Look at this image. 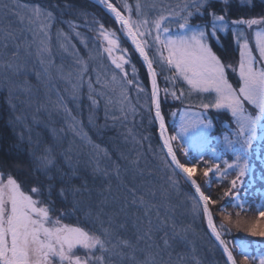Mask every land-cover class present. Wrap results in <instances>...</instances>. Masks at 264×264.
I'll use <instances>...</instances> for the list:
<instances>
[{"label":"snow or ice","instance_id":"1","mask_svg":"<svg viewBox=\"0 0 264 264\" xmlns=\"http://www.w3.org/2000/svg\"><path fill=\"white\" fill-rule=\"evenodd\" d=\"M222 2L225 7L221 9L222 14H218L212 0H182L175 8L165 5L164 0H136L134 6L124 0L122 8L126 10L125 14L112 0H99V4L114 15L115 22L131 39L151 77L150 104L146 103L145 107L151 113L154 106V119L159 121L160 137L163 139L162 150L166 149L160 159L163 170L170 172H166L164 183L157 186L148 179L152 173L146 166H141L142 152H138L133 159L119 153L117 161H122L123 166L113 161L110 168H101V157H111L107 149L97 144L85 131V122L79 118L85 85L89 101L87 123L98 137L109 127V106L119 104V112L124 119L128 112L135 114L136 109L129 103L128 86L135 84L138 91H145L136 82L134 66L133 79L127 78L129 73L125 65L130 63V59L126 55L127 49L121 47L116 31L107 28L95 17L86 21L84 26L95 31L96 42H103L102 47L90 48L89 40L77 31L81 25L73 19H64L65 16L84 19L90 15L75 3L0 0V90L7 91L11 123L27 130L30 144L42 143L39 133L37 141L32 140V128L25 123L27 117L17 115V103L28 106L34 103L37 115L32 116V123L40 124L38 114L42 113L53 125L49 128L53 143L43 147L39 155L36 151L30 153L33 171L42 175L45 182L37 181L25 189L14 176L0 171V264H184V255L177 252L174 261L173 252L188 240L192 229L190 225H178L170 215L174 213L170 201L173 193H179L181 176L197 194L190 197L193 214L206 217L211 234L223 246V253L226 254L224 264H238L233 249L221 238L222 230L230 233V229L224 222L217 226L211 206L216 205L219 199L227 198L222 211L229 206L245 207L246 201L240 198V193L252 182L244 178L254 170L249 162L253 142L258 138L264 140V136L257 135L258 129H264V15L229 21L226 19L228 0ZM248 2L251 3V0ZM133 8L137 18H133ZM152 10H157V14L149 18L148 13ZM204 14L211 17L209 25L192 22ZM13 18L19 28L12 26ZM173 23L175 31L171 27ZM61 24L67 26V32L57 27ZM230 24L246 25L249 29L261 26L254 31V46L259 52V60L253 55L245 32L231 29L235 33L240 57L235 85L230 82L228 72L229 69L233 72L237 69L217 55L212 43L213 39L220 41L218 33L228 32ZM74 37L84 47L83 55L73 43ZM54 47L63 54L59 56V64ZM149 50L152 51L151 56ZM65 56L73 61V67L67 71L63 65ZM103 58L111 61L119 75L115 70L109 73L99 63ZM91 61L97 62L94 68H90ZM154 65L172 74L165 76V81L173 84L182 81L188 86L187 93L183 88H165V98L171 95L173 99L180 100L193 93L210 97L207 101L202 99L197 105L202 111L185 109L175 135L167 132ZM29 77L34 78L36 84ZM57 80L66 85L63 90L56 86ZM94 84L100 85V90ZM41 88L45 91L43 101L38 96ZM22 96L24 100L20 99ZM113 96H116L115 100ZM101 99L105 105L103 125L97 123L95 114ZM70 103L78 110L77 115H73ZM211 109L228 110L236 125L231 134L223 135L222 140L217 139L216 147H210L209 132L213 123L206 113ZM56 116L61 117L62 126L59 128L54 126ZM111 119L118 117L113 115ZM69 135L72 137L69 146L58 153ZM18 138L23 141L25 136L20 133ZM132 139L141 144L147 137L137 139L133 135ZM76 140L81 149L89 151L74 153ZM177 140L182 142L181 149L185 155L190 149H196L201 160L204 149L210 150L213 159L205 161L207 166L202 172L205 178L218 174L221 180H225L234 175L222 197L214 199L201 189L193 178L198 165L181 163L173 148V142ZM221 152H231L233 161L230 163L223 159ZM58 155L67 165V171L59 167ZM83 155L94 162V174L99 173L108 179L99 193L102 199L98 203L91 200L92 192L86 182L80 186L73 183L80 178L77 163ZM74 158L77 163H73ZM112 179L116 181L115 191ZM54 195L67 207L58 209ZM164 210L168 214L162 216ZM77 213H82L86 220H94L99 227L86 228L64 223L65 219L75 217ZM257 215L259 220H264V204L259 205ZM224 220L230 223L231 214ZM248 231L252 236L264 237V226L260 223L252 225ZM239 247L243 264H264V255H251L248 246L243 243ZM192 251L195 252V248ZM192 259L195 264H201L196 257Z\"/></svg>","mask_w":264,"mask_h":264},{"label":"trees","instance_id":"2","mask_svg":"<svg viewBox=\"0 0 264 264\" xmlns=\"http://www.w3.org/2000/svg\"><path fill=\"white\" fill-rule=\"evenodd\" d=\"M21 2H31V0H21ZM57 2L75 3L78 7L84 9L87 13L90 14L84 19H79L71 16L64 17V19L66 20L73 19L76 23L81 25V27L78 28L77 31L81 32L82 36L89 40L90 48L102 47L103 44L100 45V42L102 41L98 43L96 42L95 31L91 30L90 27L84 26L86 21H90L93 17H95V19L103 22L107 28L115 30L117 36L119 37L121 47L127 49L126 55L130 59V63L128 65H125V68L129 73L127 78L133 79L132 68L134 66L136 69V82L145 90L144 92L138 91L135 84L128 86L127 93L129 103L136 109L135 114L131 112L130 117L128 112L127 118L124 119L119 112V106L117 107V110L115 112L109 111L107 120L109 127L103 132L102 136L98 137L88 126L87 116L89 113V101L87 99L88 91L86 85L82 89L83 99L81 101V109L79 110L81 113L79 118L83 119L85 122V131L89 132V135L92 136L93 140L97 144H100L102 148L107 149L109 156L111 157V159H109L102 156L100 160V167L104 168L107 166L110 168L113 161L121 163V166H123L122 161H117V156L119 153H124L129 157V159H133L136 157V154L138 152H142L144 153V156L141 160V166H146L147 170L152 173V176L148 177V179L152 180V182L157 186L163 184L166 179V172L167 174H170V172H168L167 170H163V164L160 158L164 156V150H162V145L159 140L158 125L156 123V120L154 119L153 111L150 113L145 107L146 103L150 104L149 97L151 91V77L147 71L146 63L140 57L139 53L135 50V46L132 44L131 39L127 37L126 33L121 30L118 22H115L114 15L110 13V11L102 7L100 4L90 0H57ZM113 3L122 8L124 0H118V2L113 1ZM127 3L134 6L136 0H127ZM212 6L218 14H222L221 9L225 7V4L222 2V0H212ZM122 10L125 11L126 14V10H124L123 8ZM227 10L229 11V13L226 19H228L229 21L246 19L249 16L254 17L258 15H264V0H251V3H249L248 0H228ZM156 14L157 10L155 12L148 13L149 18L155 16ZM135 17V8H133V18ZM192 22L194 24L209 25L211 22V17L207 14H204L202 16L194 18ZM57 27L62 28L66 32L68 31L66 25L61 24L57 25ZM173 30L175 31V26ZM218 35L220 36V41L216 42L214 39L212 41L213 50L217 53V55H219L223 60L225 57L235 58L236 56H238L239 46L235 42V37L231 30V26L228 32H219ZM73 43L76 44V47L79 50L85 52V49L79 43L78 38L74 37ZM149 55H152L151 50H149ZM92 62L93 61H91L90 64ZM65 63V66H69L70 61L66 60ZM99 63H102V65H104V68L109 73L113 71L110 69V67L113 68L114 65H111V61L109 59L103 58L99 61ZM154 66L156 67L158 73V86L161 90L162 114L164 115L167 128L172 133V135H174L175 129L172 125V122L175 125V123H177V120H172V118L174 117L173 113L184 109V106H189L183 105L182 103L184 101H189L191 102V104H194L199 103L203 98L207 97L205 96V94L198 95L196 93H193L190 97H182L180 100L173 99V101H168L165 98L163 92L165 88H170V90L174 88H183L185 90V93H187L188 86L182 81H177L175 84H173L171 81H165L164 77L170 76L172 74L166 69H161L159 65ZM90 68L94 67L90 66ZM115 71L119 75L118 70ZM29 79L32 80L33 84H36L34 78L29 77ZM56 86L58 87L57 82ZM94 87H96L97 90H100V85L94 84ZM38 96L41 101L45 99V91L43 88L40 89ZM113 97L116 98V96ZM54 98L55 97L53 96V99ZM20 99L24 100L25 98L22 96ZM6 100L7 91L0 90V171L11 172L16 176L18 181L22 182V185H24L25 189H27V187L34 185L37 181L41 183L45 182V179L42 175L33 171L30 164V153L32 151H36L37 155H39L40 151L43 150V147L53 143L49 131V128L53 125L42 113L38 114V118L41 120V123L38 125L33 124L32 116L37 115L35 113V104L33 103L32 106H28L27 104L17 103V115L22 114L27 117L25 123L32 128V140L34 142L37 141V133H39V140L42 141V143L30 144L27 139V130L20 125H14L13 123H11L12 113ZM104 106V101L103 99H101L99 108L95 110L97 123L100 125H103L105 123ZM69 107L73 109V115H77L78 110L76 109L75 105L70 103ZM113 115L118 117V119L112 120L111 117ZM54 119L57 121L54 126L57 128L61 127V117L56 116L54 117ZM20 133H23L25 136V139L23 141L18 138V135ZM133 135H135L137 139H140L141 137H147V139L143 140L141 144H136L132 139ZM68 137L71 136L69 135L65 138L63 144L61 145V148L58 149V153L64 148L68 147ZM149 145L151 146V150H149ZM173 145L181 163H188L189 166L191 165V163H195V161L192 160L188 155H185L184 153L179 151L176 141L173 142ZM83 151L86 153L89 150L84 149ZM57 161L61 169H63L64 171L68 170L67 165L59 155L57 156ZM73 163H77L76 158H74ZM197 165V172H195L193 176L200 184L205 194L209 195L208 191L210 189L209 192L213 195H223V191L228 186V183L231 179H225L224 183L221 185L218 184V186L215 184H208L212 177L209 180L205 179L201 172L202 165ZM77 167L79 169L78 175L80 178L74 180L73 183H75L77 186H80L81 184H84L86 182L88 189H90L92 192L91 200L93 201V203H98L99 200L102 199L99 193L108 183V179L103 177L99 173H93L94 162L91 161L87 155H83L78 158ZM53 174H55V171L53 172ZM180 179L181 184L179 193H173L170 201V203L174 206V213H171L170 215H172V219L178 225H190L192 231H190L188 234V240L184 244L176 247V250L173 252V260L175 261L176 253L179 252L182 253L185 257L184 264H195V261L192 259L193 257H196L201 262V264H224V260L226 259L221 249L217 245L213 235L211 234V231L205 221V217L197 215L195 218V215L193 214V211L191 209L192 201L190 199V197L194 195L192 189L181 177ZM111 183L115 191L116 181L112 179ZM212 189H214L213 192ZM242 191L243 189L241 190L240 198H242ZM53 199H56V206L58 209L67 207V205L62 204L59 199L55 197V195L53 196ZM85 199H87V197H85ZM220 200L221 199H219V201ZM211 207L217 226H219L221 222H224L226 224V227L230 229V233L222 230L221 234L224 237L225 241L228 242L230 248L233 249L234 255L236 256L239 264H243V255L241 254L239 247L241 243H250L251 249L254 250L253 255H255L257 252H264V237L252 236L247 229H244L235 223L236 211L242 208L238 207L234 209V212L231 214V222L229 223L225 221L224 218L220 219L218 217L214 205ZM165 214H168L166 210L162 211L161 215L163 216ZM64 223L73 225L79 224V226L86 228L99 227V225L95 223L94 220H86L85 216L82 213H77L75 217H69L65 219ZM160 235H162V233H160ZM193 248H195V252L192 251ZM257 248L258 250H255ZM165 259H167V256H165Z\"/></svg>","mask_w":264,"mask_h":264},{"label":"rangeland","instance_id":"3","mask_svg":"<svg viewBox=\"0 0 264 264\" xmlns=\"http://www.w3.org/2000/svg\"><path fill=\"white\" fill-rule=\"evenodd\" d=\"M113 1L118 2V0H112V2ZM181 3H182V0H164V4L167 6H171L172 8L177 7V5H179ZM155 11L156 10H152L150 12H155ZM228 13H229V11L227 10V15H228ZM259 16L260 15L254 16V17L249 16L246 19L257 18ZM135 18H137V16ZM0 19H2V18H0ZM12 26L15 28L20 27V25L15 22V18H13V25ZM174 26H175V24L173 23V25H171V27L174 29ZM230 26H231V29L235 28V29H239L240 31L245 32V35L248 37L250 45L252 46L253 55L257 57V60H259V52L254 46V44H255L254 31L259 30L261 26H253L252 29H249L246 25H231L230 24ZM233 35L235 37L234 32H233ZM102 44H103V42H100V45H102ZM54 51L57 54V63L59 64V63H61V61L59 60V56L63 55V54L59 51L58 48H55V47H54ZM80 53L82 55L84 54V52L82 50H80ZM239 58H240L239 54L235 58L225 57L224 60L221 58L226 64H230V65H232L233 68L237 69L236 72H233L231 69H229V72H228V78H229L230 82H232L234 85L236 84V82L238 80ZM85 59H87V57H85ZM66 60L70 61L69 66H65ZM96 63H97L96 61H93L90 64V66L95 67ZM63 65H64V68L66 71L68 69L72 68L73 67L72 58L69 56H65L64 60H63ZM103 67H104V65H103ZM110 69L114 71V67L113 68L110 67ZM56 82L58 83V87L61 90H63L66 87V85L62 81L57 80ZM168 89H170V88H168ZM205 96L208 99H210V97H208L207 94H205ZM207 98H203V100L207 101L208 100ZM113 99L115 100L116 98L113 97ZM166 99L168 101H173V98L171 95H168ZM182 104L183 105H189V106H184V109L177 111L175 113L174 117L172 118L173 121L177 120V123H175L176 127L172 122V125L175 129L174 135L176 134V131H178L180 119H181V116L184 114L185 109H189L190 112L202 111L201 109H199L197 107V105L199 103L191 104V102H189V101H184ZM118 106H119L118 104H114L112 106H109V111L115 112L117 110ZM206 114L211 118L212 123H213V128L209 132V137H210V141H211L210 147H216L217 139L222 140L223 135L231 134L232 130L235 129V127H236L235 118H233L231 116V113L226 109H222V110L211 109ZM129 116L131 117V112H129ZM168 134L172 135V133L169 131V129H168ZM257 135H258V137L264 136V129H258ZM71 141H72V137H68L67 138V145L68 146H69V142H71ZM176 142H177V146H178L179 151L184 153L183 150L181 149V143L182 142L179 140H177ZM184 146L188 147L187 145H184ZM81 150H84V149H81L79 141L76 140L75 144L73 145V152L76 153V152H79ZM220 155L222 156L223 159L228 160L230 163L234 159L231 152H226V153L221 152ZM188 156L192 160H194L195 163L202 165L201 172H203V169L207 166L205 164V161H211L213 159L212 154L208 148L204 149L203 160L200 159L199 152L196 149H190L188 152ZM249 162H250V165L253 167L254 170L250 173V175L246 176L244 179L246 181L251 180L252 182L246 186V189H243L242 194H241V197H242L241 199L246 201L245 207L243 209H239L238 211H236V214H235V217H236L235 223L237 225H239L240 227L247 229V230H249L252 227V225H254L256 223H260L261 226H264V220H259L258 215H257L259 205L264 204V140H261L258 138L257 140H255L253 142V151L251 153V157H250ZM221 167L223 168L224 165L221 164ZM3 172L5 174H11L12 176H14L16 178V176L14 174H12L11 172H5V171H3ZM233 178H234V175H229L227 179H233ZM205 179H207V180L210 179L208 184H215L217 186H218V184L221 185L224 183V180H221V178L219 177L218 174L212 175L209 178H205ZM209 191H210V189H209ZM209 191H208V194L211 195L214 199H218V198L222 197L221 194H218V195L214 194L215 195L214 196ZM213 191H214V189H212V192ZM227 202H228V200H227V198H225V199H221L216 205H214L215 211L217 212V215L220 219L224 218V216H228L229 214H232L234 212V209L238 208L236 206H229V207H227L226 210L222 211L221 210L222 205L226 204ZM191 209H192V206H191ZM196 216L197 215H195V218H196ZM245 245L248 246V252L251 255H253L254 250L251 249V244L250 243L247 244L245 242ZM255 250H258V248ZM259 255H264V252H257L254 256H259ZM240 261H241V259H240Z\"/></svg>","mask_w":264,"mask_h":264},{"label":"water","instance_id":"4","mask_svg":"<svg viewBox=\"0 0 264 264\" xmlns=\"http://www.w3.org/2000/svg\"><path fill=\"white\" fill-rule=\"evenodd\" d=\"M90 1H94V2H99V0H90ZM103 6V5H102ZM104 7V6H103ZM105 8V7H104ZM106 9V8H105ZM141 57V56H140ZM142 58V57H141ZM143 59V58H142ZM157 82H158V80H157ZM159 87V86H158ZM150 90H151V87H150ZM152 108H153V114H154V106H152ZM156 120V119H155ZM156 123H157V125H158V133H159V138H160V140H161V143H162V146H163V139L160 137V129H159V121L158 120H156ZM166 125V124H165ZM174 148V147H173ZM175 150V149H174ZM164 151L166 152V149H164ZM182 177V176H181ZM183 178V177H182ZM194 178V177H193ZM195 179V178H194ZM196 180V179H195ZM197 181V180H196ZM198 183V182H197ZM188 184V183H187ZM189 185V184H188ZM190 187H191V189L193 190V192H194V194L195 195H197L196 193H195V190H194V187L193 186H191V185H189ZM202 189V188H201ZM205 220H206V217H205ZM215 220V219H214ZM206 223H207V221H206ZM211 231V230H210ZM214 237V236H213ZM221 238L223 239V240H225L224 238H223V236L221 235ZM214 239H215V237H214ZM215 241H216V243H217V245L219 246V248L221 249V251H222V253H223V246L222 245H220V243H219V241H217L216 239H215ZM223 255H224V257H225V259H226V254L225 253H223ZM239 264V263H238Z\"/></svg>","mask_w":264,"mask_h":264}]
</instances>
